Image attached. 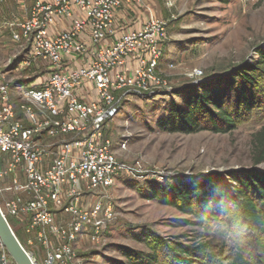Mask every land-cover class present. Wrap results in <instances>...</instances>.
<instances>
[{"label": "built area", "instance_id": "built-area-1", "mask_svg": "<svg viewBox=\"0 0 264 264\" xmlns=\"http://www.w3.org/2000/svg\"><path fill=\"white\" fill-rule=\"evenodd\" d=\"M26 2L4 25L21 62L45 72L26 85L9 77L10 60L0 68V210L22 226L35 264H74L80 239L97 241L114 217L102 192L131 167L105 126L124 96L160 88L166 23L117 21L145 0ZM0 264H14L1 241Z\"/></svg>", "mask_w": 264, "mask_h": 264}, {"label": "rangeland", "instance_id": "rangeland-1", "mask_svg": "<svg viewBox=\"0 0 264 264\" xmlns=\"http://www.w3.org/2000/svg\"><path fill=\"white\" fill-rule=\"evenodd\" d=\"M21 1L0 0V68L10 60L9 77L26 85L39 79L38 85L44 63H22L24 50H19L4 25L22 18ZM145 1L152 14L166 23L167 39L155 70L160 88L146 95L124 96L118 114L105 126L119 158L131 170L102 192V200L114 206V217L97 241L80 239L74 264H130L127 253L137 264H175L169 252L158 251L157 260L151 259L153 251L170 241L206 243L208 264H228L226 256L234 251L235 241L234 232L224 222L217 220L209 228L203 227L191 214L149 198L148 188L152 183L167 185L212 172L264 171V161L255 163L253 157L254 135L264 123L255 110L251 118L227 133L169 132L159 123L169 115L170 103H182L188 90H199L258 59V48L264 49V0ZM142 12H129L122 23L135 27ZM122 141L123 149L118 148ZM8 218L21 245L30 251L24 234Z\"/></svg>", "mask_w": 264, "mask_h": 264}, {"label": "trees", "instance_id": "trees-1", "mask_svg": "<svg viewBox=\"0 0 264 264\" xmlns=\"http://www.w3.org/2000/svg\"><path fill=\"white\" fill-rule=\"evenodd\" d=\"M257 54L254 63H245L199 90H188L182 103L173 100L160 126L169 132L227 133L238 122L251 118L254 110L264 119V49L258 48ZM253 157L255 163L264 161V123L254 135ZM148 197L191 214L206 228L214 221L224 222L234 232L235 241L234 251L226 256L228 264H264V171L241 168L176 179L167 185L152 183ZM205 247L206 243L165 242L153 251L151 259L159 251L169 252L175 264H208L210 255ZM127 255L130 264H137Z\"/></svg>", "mask_w": 264, "mask_h": 264}, {"label": "water", "instance_id": "water-1", "mask_svg": "<svg viewBox=\"0 0 264 264\" xmlns=\"http://www.w3.org/2000/svg\"><path fill=\"white\" fill-rule=\"evenodd\" d=\"M0 241L12 258L14 264H35L34 257L21 245L1 210Z\"/></svg>", "mask_w": 264, "mask_h": 264}, {"label": "crops", "instance_id": "crops-1", "mask_svg": "<svg viewBox=\"0 0 264 264\" xmlns=\"http://www.w3.org/2000/svg\"><path fill=\"white\" fill-rule=\"evenodd\" d=\"M140 11V10H139ZM142 15H138V20L135 21V28L138 27L141 23L147 21V19L149 17H156L152 14L151 10H150V7H149V3L148 2H144V4L142 5ZM136 13V12H134ZM135 16V15H134ZM137 16V15H136ZM125 18H127L126 14L123 15V14H120L118 17H117V21H123V22H126L125 21ZM128 19V18H127ZM138 25V26H137Z\"/></svg>", "mask_w": 264, "mask_h": 264}]
</instances>
